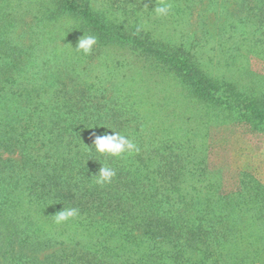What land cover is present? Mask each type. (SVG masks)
Masks as SVG:
<instances>
[{"label":"trees","instance_id":"1","mask_svg":"<svg viewBox=\"0 0 264 264\" xmlns=\"http://www.w3.org/2000/svg\"><path fill=\"white\" fill-rule=\"evenodd\" d=\"M159 2L0 0V264H264V185L210 166L264 133V0ZM112 130L139 151H85Z\"/></svg>","mask_w":264,"mask_h":264},{"label":"clouds","instance_id":"2","mask_svg":"<svg viewBox=\"0 0 264 264\" xmlns=\"http://www.w3.org/2000/svg\"><path fill=\"white\" fill-rule=\"evenodd\" d=\"M172 5L167 3L166 0H160L152 10L155 17H166L171 12ZM97 36L94 34H85L78 39L75 47L72 50L81 54L82 56H88L92 53L94 46L97 44ZM95 126L89 125V128H94ZM107 129L108 126H103ZM94 139L92 141L91 147H86L82 145L85 151L91 153L95 152L98 156L102 157H113L119 158L124 155H133L139 151V148L134 143L128 135L122 134L118 131H111L104 133L102 135H95L93 133ZM90 160V159H89ZM87 161V160H86ZM85 161V162H86ZM98 172L91 176L94 183L98 186H104L111 183L116 175L115 169L108 166L107 164H101ZM52 205V204H50ZM79 215V210L75 207H69L64 204V207L57 211L55 214L51 215L52 222L59 225L66 223Z\"/></svg>","mask_w":264,"mask_h":264},{"label":"rangeland","instance_id":"3","mask_svg":"<svg viewBox=\"0 0 264 264\" xmlns=\"http://www.w3.org/2000/svg\"><path fill=\"white\" fill-rule=\"evenodd\" d=\"M192 20L195 21L194 16ZM257 58L259 57L251 59V67L256 72H264V56ZM242 130L248 131L247 126H243ZM211 143L213 145L217 143L218 150L215 154H211L210 166L214 167L224 163L231 171H245L252 174L264 185V133L256 134L250 142L240 133L227 132L223 137L215 132L212 134ZM223 147L226 148L224 153H222ZM226 188L227 190L232 189L228 184Z\"/></svg>","mask_w":264,"mask_h":264}]
</instances>
